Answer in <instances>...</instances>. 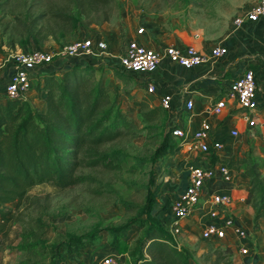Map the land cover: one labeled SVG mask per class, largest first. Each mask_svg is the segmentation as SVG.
<instances>
[{
	"label": "trees",
	"instance_id": "16d2710c",
	"mask_svg": "<svg viewBox=\"0 0 264 264\" xmlns=\"http://www.w3.org/2000/svg\"><path fill=\"white\" fill-rule=\"evenodd\" d=\"M26 5L27 1L21 0V11L12 13L7 21H4L6 14L0 16V50L5 45L8 54L25 45L42 46L48 38L61 45L62 39L75 33L84 19L96 25L109 22L115 1L31 0ZM36 6L44 9L31 12ZM55 61L50 62V69L37 73L33 84L39 96L45 93L44 110L28 97H11L4 89L0 92V234L11 221L21 224L17 244L21 255L17 264L62 262L66 256L93 247L102 239L100 230L108 233L113 247L124 246L131 264H240L225 244L209 243L201 254L186 243L177 244L164 221L153 212L164 180L154 189H147L143 205L122 201L127 214L135 212L122 224L80 235L56 232L54 241L42 237L49 226L44 218L49 215L50 203L33 196L21 209L30 187L52 182L58 187L70 188L96 180L92 174L82 172L83 169H122L121 151L110 147L124 138H136L144 128L162 129L160 142L150 157L152 162L167 156L181 140L173 134L176 125H168L165 108L134 99L140 108V128L122 107L120 88L104 82L97 66L81 60ZM210 158L212 164L222 161L237 173L248 176V180L240 179L237 183L216 178L210 189L235 191L233 198L253 208L254 231H261L264 175L260 164L249 151L229 158L211 152ZM239 184H246V191H239ZM92 191L97 195L103 193L100 187ZM133 226L138 230L128 237ZM252 245L250 259L244 264H256L261 259L258 245L253 242Z\"/></svg>",
	"mask_w": 264,
	"mask_h": 264
},
{
	"label": "rangeland",
	"instance_id": "374dc122",
	"mask_svg": "<svg viewBox=\"0 0 264 264\" xmlns=\"http://www.w3.org/2000/svg\"><path fill=\"white\" fill-rule=\"evenodd\" d=\"M26 1V6H28L31 0ZM114 1L115 5L112 8V17L109 22L96 25L94 23L88 24L87 19H84L82 25L72 34L71 39H76L78 35H93L95 37L103 35L108 37L109 35L117 34L118 37H121V41L126 38V40L124 39L125 46V43L131 39L128 34L141 30L145 31L154 40L161 36L169 37L176 30L183 29L199 32L203 28L211 35H225L230 27L235 25V18L244 13L257 0ZM0 5V16L6 14L4 21H7L12 13H17L22 9L21 0H0ZM42 9H44V6H36L31 9V12L38 13ZM1 41L2 37L0 36ZM42 46L45 47V44ZM35 47L37 46L30 44L25 45L23 48L17 47L15 51L20 49L30 50ZM1 49V55L5 56L3 59H12L9 56L10 53L8 54L9 49L5 45H2ZM116 73L122 76L123 79H130L129 76L124 75L122 72L116 71ZM132 85V83L128 84V86ZM120 89L122 107L128 113V116L134 119L139 127L142 128L139 112H136V108L130 98L128 96L124 97V93L126 94L127 91L130 93L134 87H122ZM133 95L132 93L131 97ZM123 98L126 100L123 101ZM144 100L148 101L147 98ZM161 130L160 128H144L136 138H124L114 143L110 148L121 151L123 158L122 169L115 171L83 169L82 172L92 174L96 177V180L70 188H61L52 182L34 185L28 189L21 209L29 204L33 196L45 198L50 203L49 215L44 218V221L49 226L42 234V237L49 241H54L56 232L80 235L98 228L101 229L107 225L122 224L128 217L135 214V212L127 214L122 201L139 206L143 205L147 189L149 187L154 189L156 185L162 183V180L164 181L160 187L159 195L164 196L165 193H172L176 190L174 186L171 187L168 184L172 179L171 174L165 173L169 160L168 155L158 157L155 162L150 160L151 155L160 142ZM245 151H249L260 164L264 175V135H261L258 129L254 134H250L246 130L238 138H229L227 148L223 149V153H228L230 157H236ZM152 181L153 184L151 185ZM164 182L167 185L163 188ZM95 187H100L103 193L101 195L95 194L92 191ZM168 207V205L155 204L153 212L155 213L158 209L163 211ZM26 211L29 212L30 209ZM61 212L63 213L61 216L55 217L56 214ZM15 215L16 211L13 212L14 217ZM262 224L264 225V222ZM195 225L196 223L193 222L195 231L192 236L194 241L189 245L196 248L198 254H201L202 251L207 249L210 242L201 239L200 226ZM21 228L20 223L11 221L6 230L0 234V264H17L21 255L17 249ZM137 230L138 227L133 226L128 237L133 236ZM249 233L253 235L248 237V241L244 243L248 244L252 252V242L254 244L258 241V238L255 232ZM100 234L102 239L95 245L104 243V246L108 248L113 247L110 244L108 233L105 230H100ZM260 237L262 238L261 243H264V235H260ZM230 249L232 250V247ZM117 253L123 254L125 264H131L124 246L117 249ZM233 257L240 264H244L250 259L248 255H240L234 251ZM75 258L76 256L74 258L66 256L62 262L57 264H69ZM259 264H264V259Z\"/></svg>",
	"mask_w": 264,
	"mask_h": 264
},
{
	"label": "crops",
	"instance_id": "0c3cea01",
	"mask_svg": "<svg viewBox=\"0 0 264 264\" xmlns=\"http://www.w3.org/2000/svg\"><path fill=\"white\" fill-rule=\"evenodd\" d=\"M71 37L72 34H67L62 39V42L71 41ZM102 37L108 42V48L104 51L70 58L55 56L53 59H56V63L57 61L60 63L66 62L67 60H81L83 63H90L97 66L103 81L110 86H118L120 88L134 87L133 91L129 94L124 93V97L128 96L132 102L139 97L136 100L145 101L144 99L147 98L151 104L160 105L161 97L165 94H170L172 100L169 107L166 108L168 125L183 127L184 130L192 132L198 127L201 121L209 120L214 127L213 138L222 140L226 148L229 138H233L230 135L231 129L238 128L242 134L248 130L247 125L241 118L240 110L232 105L231 101H228V106L220 114H214L211 106L220 97L224 96L226 89L238 76L242 75L247 68H252L255 71L257 82L259 100L257 110L258 120L261 124H264V18H259L255 21H246L241 26H231L225 35H211L203 28L199 32L183 29L176 30L169 37L161 36L154 40L145 31L130 32L128 34L129 38H135L154 48L164 47L168 44L193 45L199 51L207 53L212 47L220 44L226 49L224 56L208 57L203 63L191 67L180 65L170 61L168 57H163L158 68L152 72L134 73L123 71L119 67V60L125 47L124 41L126 38L121 41V37H118L117 34L109 35L108 37L102 35ZM44 44L45 48L55 51L59 46L52 38L46 39ZM3 58L5 56H2L0 53V92H3L4 86L13 71V60ZM51 61L36 68V80L37 73L51 68ZM116 71L122 72L124 75L129 76L130 79H123ZM147 82H152L155 85L154 93L146 92L144 84ZM127 83H132L133 85L128 86ZM132 93L134 95L131 97ZM44 95L45 93L39 96L37 90L33 88L26 94V97L33 100L41 110H44ZM188 99L194 100L192 109L187 108L186 101ZM125 100L123 98V101ZM133 106L136 108V112L140 111L139 106L134 102ZM223 156L230 157L228 153H223ZM168 157V162L166 159L167 170L165 173L171 174L172 179L168 184L171 187L174 186L176 190L172 193H165L164 196L160 194L158 197L157 205L169 206L163 211L158 209L155 212V215L162 221L170 217V206L173 200L187 184V166L189 164H208L210 162L207 154L194 149L182 148L180 145L172 150L168 154ZM240 179L248 180V176L242 172L240 173ZM165 183L163 184V188L167 185ZM239 187V191H246L247 189L246 184H239ZM234 192L230 189L231 195ZM233 212L238 222L246 231L255 232L253 229V208L250 205L243 204L240 200L233 198ZM193 222L197 226L199 225L201 230L199 219L192 217L184 221V225L189 227L183 243L188 245L194 241L192 236L195 231ZM262 222H264V213L261 219L262 230L255 232L258 238V241L255 243L258 245L257 251L261 256V259L256 264H259L264 259V243H261L262 238L260 237V235H264V225ZM249 235L251 237L253 234L249 233ZM106 253H117V249L115 247L108 248L104 246V243H101L84 249L80 254H73L70 257L74 258L76 256V258L82 259L86 264H96L99 258Z\"/></svg>",
	"mask_w": 264,
	"mask_h": 264
},
{
	"label": "built area",
	"instance_id": "2783aa9c",
	"mask_svg": "<svg viewBox=\"0 0 264 264\" xmlns=\"http://www.w3.org/2000/svg\"><path fill=\"white\" fill-rule=\"evenodd\" d=\"M264 18V0H257L244 13L234 20L235 26H241L246 21H255ZM108 42L102 36L93 35L78 37L63 42L56 51L37 46L30 50H17L9 54L13 60V71L4 86L8 96L23 98L33 89L35 70L51 61L55 56L62 58L90 55L104 51ZM226 49L222 45L212 47L207 53L199 51L193 45L168 44L162 48H154L132 38L129 39L120 56L119 67L126 72L142 73L155 71L161 59L168 57L170 61L191 67L203 63L208 57H222ZM147 93H154L155 85L152 82L144 84ZM172 97L165 94L160 99V106L168 108ZM228 101L240 110L242 120L247 125L250 134L259 130L264 135V124L258 120L257 110L259 100L255 71L247 68L226 89L211 110L220 114L228 106ZM188 109L194 106V100L186 101ZM214 127L211 121L203 120L192 132L176 127L173 134L179 137L180 147L194 149L209 155L214 152L223 157L225 147L222 140L213 138ZM230 135L238 138L241 133L238 128H232ZM187 184L171 204V215L164 221L165 226L172 234L178 245L183 243L189 226L184 220L195 217L200 220L201 239L212 244H225L232 247V251L240 255H250L251 250L245 241H248L246 230L238 222L233 212V197L230 188L210 189L216 178L226 183H237L240 174L228 164L218 161L215 164H189L187 166ZM123 254H103L96 264H125ZM69 264H86L82 259L75 258Z\"/></svg>",
	"mask_w": 264,
	"mask_h": 264
}]
</instances>
